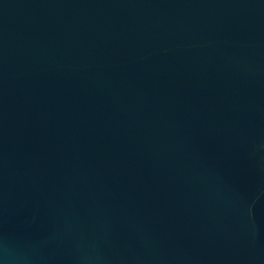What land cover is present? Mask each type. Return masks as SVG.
<instances>
[{
    "label": "water",
    "instance_id": "95a60500",
    "mask_svg": "<svg viewBox=\"0 0 264 264\" xmlns=\"http://www.w3.org/2000/svg\"><path fill=\"white\" fill-rule=\"evenodd\" d=\"M0 264H264V0H0Z\"/></svg>",
    "mask_w": 264,
    "mask_h": 264
}]
</instances>
